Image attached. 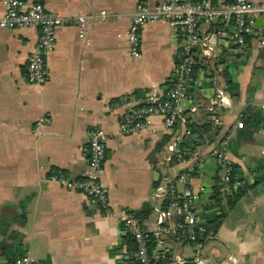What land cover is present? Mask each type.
Returning a JSON list of instances; mask_svg holds the SVG:
<instances>
[{
    "label": "crops",
    "instance_id": "1",
    "mask_svg": "<svg viewBox=\"0 0 264 264\" xmlns=\"http://www.w3.org/2000/svg\"><path fill=\"white\" fill-rule=\"evenodd\" d=\"M22 1L26 7L43 4L64 23L57 31L53 52L46 57L49 78L44 85L31 84L27 77L39 31H0V222L10 209L26 215L24 222H12L9 227L16 241L0 237V250L4 244L22 245L26 255L17 264L44 260L51 264H133L123 259L134 249V242L123 234L121 210L133 217L150 210L141 222L156 232L161 223L155 208L164 204L156 197V189L169 169L178 173L185 164L169 168L163 160L170 136L162 119H152L155 134L124 136L119 131L124 109L112 105L138 102L169 85L181 57L182 31L165 21L145 25L140 55L134 58L126 37L132 14L139 4L156 6L166 0ZM251 1L264 4V0ZM103 12L108 18L101 16ZM81 16L88 18L84 39L79 38L77 26ZM225 29L226 24L217 19L199 28L207 45L197 46L198 83L191 89L194 104L183 107L190 122L201 128L209 127L206 107L218 92L226 103L221 107L222 120L230 127L248 108L261 112L264 103V46L251 36L243 54L235 57L221 38ZM203 50L212 56H203ZM191 104L197 106L196 111ZM96 127L109 137L100 176L109 214L98 201L51 179H85L89 136ZM212 134L211 143L197 147V164L204 169L194 183L213 192L217 165L210 156ZM231 157L245 194L223 219L217 234L198 247L162 233L152 250L157 260L160 254L168 260L161 264H193L197 251L207 260L204 264H264V182L255 184L264 176V123L259 129L233 131ZM209 205V199L201 204L200 217L212 212L205 211ZM0 264H7L1 253Z\"/></svg>",
    "mask_w": 264,
    "mask_h": 264
},
{
    "label": "built area",
    "instance_id": "2",
    "mask_svg": "<svg viewBox=\"0 0 264 264\" xmlns=\"http://www.w3.org/2000/svg\"><path fill=\"white\" fill-rule=\"evenodd\" d=\"M0 4L3 6L0 13V31L27 28L39 31L38 45L29 58L27 77L31 84L44 85L49 78L46 57L53 52L57 31L64 22L40 3L26 7L22 0H0ZM101 16L104 19L108 18L106 12ZM259 17L264 18V4H256L251 0H232L216 5H211L210 0H166L156 6L139 4L132 14L126 37L134 58L140 55L141 30L149 23L165 21L177 25L182 31L183 43L181 57L175 66L169 87L163 88L160 92L153 91L138 102L126 100L112 105L115 109H124L120 115L119 131L124 136L140 132L155 134L152 119L159 117L170 136L165 146L163 160L169 168L175 163L185 164V168L178 173H174L173 168L169 169L156 189V197L164 201L161 208H155L161 223L156 232L151 233L129 211L121 210L123 234L134 242V249L125 253L124 260L135 264H155L157 258L153 257L149 244L152 238L157 242L162 233L180 238L190 246H199V236L206 234V228L202 224L203 219L199 216L198 209L204 201L210 199L213 192L204 184L195 185L194 174L197 166L198 176L203 175V164H197L199 159L197 147L201 143L210 142V134L214 135L210 156L220 167L217 185L220 206L218 211L221 209V213L227 214L229 199L238 189L244 187V182L234 176L231 157L233 131L243 129L242 116L234 126H227L221 117V107L226 103L223 95L218 92L215 99L210 100L206 107V112L211 116L210 131L200 128L199 133H195L190 128L192 123L186 117L183 104L193 103L191 89L198 83L195 80L196 66L199 64L197 46L207 45L206 40L200 35V26L214 19L226 24V31L221 33V38L236 57L245 51L248 37L256 36L259 43L264 46V25L254 32V25ZM87 21L86 16H81L77 20L80 39L86 36ZM203 56L210 57L212 54L209 50H203ZM193 104L191 110L196 111L197 106ZM260 110L264 117V103ZM108 140L109 137L100 127L90 132L89 161L84 180L51 178L69 190L98 201L107 214L110 213L109 204L100 176ZM184 142L190 145L186 147L183 145ZM185 155H188L189 159H186ZM193 161L196 163L193 164ZM170 223L173 225L166 226ZM165 260V256L160 254L156 262L166 263L168 260ZM205 262L207 260H204L197 251L193 264Z\"/></svg>",
    "mask_w": 264,
    "mask_h": 264
},
{
    "label": "trees",
    "instance_id": "3",
    "mask_svg": "<svg viewBox=\"0 0 264 264\" xmlns=\"http://www.w3.org/2000/svg\"><path fill=\"white\" fill-rule=\"evenodd\" d=\"M218 0H211L212 4H217ZM232 0H226V2H231ZM252 38V37H251ZM250 40V37L247 38V41ZM199 65V64H198ZM198 65L196 66V69L198 68ZM171 84L169 83V85L167 87H169ZM242 121H243V129L246 128H251V129H259L260 126L264 123V117L262 115L261 112L259 111H253L251 108H248L245 113L242 115ZM204 129V131L209 132L210 131V127L206 126H202ZM190 128H192V130L195 133H199L200 128L198 127L196 124H191ZM183 145H185L186 147L190 145V143L184 142ZM186 159H189L188 155H185ZM216 171H217V176H216V185L213 189V194L209 199V206H207L205 208V211H207L208 209H212V212L210 213H206L203 216H201L203 218V225L206 228V234H204L202 237L199 236L198 239V243H203L205 242V240L210 236V235H216L217 232L220 229V226L222 224L223 219L231 212V210L234 209L235 205L237 204V201L245 194L246 192V187L244 186L242 189H238L236 193L233 194V196L229 199V212L227 214L221 213V209L218 208L219 206V194L217 192V185L219 182V177H218V173L220 171V167L218 164H216ZM233 169H234V176H236L235 173V165L233 164ZM198 172L199 170L197 169V166L195 168V176H198ZM241 180V179H240ZM264 182V176L261 178H257L255 181V184L260 185ZM150 214V210H146L143 211L139 214H136L134 217L135 219H138L139 221H143L145 219L148 218ZM26 220V215L25 213H17V211L10 209L9 211V215L6 216L1 220L0 222V237H6L7 239L16 241L15 233H12L11 235L9 234V230H10V225L12 222H24ZM129 240L132 244V240L129 238L127 239ZM151 243L149 244L150 246V251L152 253V250L155 249V244H154V238L151 239ZM0 253L5 257L7 264H17L18 261L22 260L25 255L26 252L24 251V249L22 248V245L18 244H12V245H2L1 246V250ZM36 264H51L50 261L48 260H44V261H40ZM133 264H135L133 262ZM161 264V263H160Z\"/></svg>",
    "mask_w": 264,
    "mask_h": 264
},
{
    "label": "water",
    "instance_id": "4",
    "mask_svg": "<svg viewBox=\"0 0 264 264\" xmlns=\"http://www.w3.org/2000/svg\"><path fill=\"white\" fill-rule=\"evenodd\" d=\"M264 25V18L259 17L254 25V32H257Z\"/></svg>",
    "mask_w": 264,
    "mask_h": 264
}]
</instances>
